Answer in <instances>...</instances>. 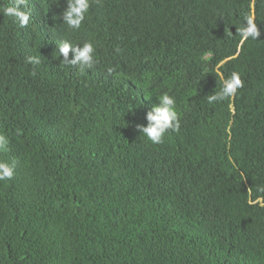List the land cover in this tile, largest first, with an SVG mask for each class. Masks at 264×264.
I'll return each instance as SVG.
<instances>
[{
	"label": "trees",
	"instance_id": "trees-1",
	"mask_svg": "<svg viewBox=\"0 0 264 264\" xmlns=\"http://www.w3.org/2000/svg\"><path fill=\"white\" fill-rule=\"evenodd\" d=\"M10 3L0 264H264V0H90L79 30L68 0H25L26 27ZM62 41L69 62L91 41L92 68ZM232 72L244 86L209 104ZM164 92L181 126L153 144L136 125Z\"/></svg>",
	"mask_w": 264,
	"mask_h": 264
},
{
	"label": "clouds",
	"instance_id": "clouds-1",
	"mask_svg": "<svg viewBox=\"0 0 264 264\" xmlns=\"http://www.w3.org/2000/svg\"><path fill=\"white\" fill-rule=\"evenodd\" d=\"M89 8L90 0H68V7L63 12L67 27L71 30H79ZM2 14L15 18L21 27H26L31 21V12L26 8L25 0H11L10 4L4 6ZM238 34L245 40L249 37L255 40L260 36V32L251 18H248L246 24L238 29ZM82 45V47L75 48V60L69 62L67 57L70 51H73V46L68 41H62L58 45L59 54L64 57L62 63L68 65L79 63L80 68H92L96 62L95 45L91 41L83 42ZM40 62V58L37 56L28 57V63L36 65ZM112 71V69H109L110 73ZM243 86L244 81L241 79L240 73L232 72L224 81L219 92H214V94L207 96V102L212 104L234 97ZM157 98L160 102L159 105L147 112L148 125H136L141 135L145 136L153 144L163 143L164 136L169 130L179 132L181 126L175 96L169 92H164L157 95ZM9 143V138L4 134H0V153L9 151ZM16 165L17 162L15 160L9 161L0 158V181L13 179ZM260 190L264 191V189Z\"/></svg>",
	"mask_w": 264,
	"mask_h": 264
}]
</instances>
